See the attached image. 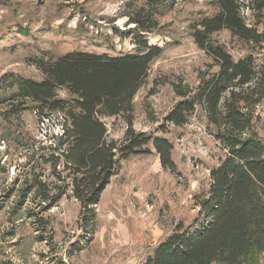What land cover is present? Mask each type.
Segmentation results:
<instances>
[{
    "label": "rangeland",
    "instance_id": "374dc122",
    "mask_svg": "<svg viewBox=\"0 0 264 264\" xmlns=\"http://www.w3.org/2000/svg\"><path fill=\"white\" fill-rule=\"evenodd\" d=\"M215 11L214 0H0V264H138L176 225L193 222L198 215L194 196L207 191L209 169L222 151L199 109L182 126L164 124L163 117L178 99L169 82L194 87L199 71L211 63L193 42L189 26ZM242 13L252 22L248 9ZM136 14L154 25L146 34L148 43L163 51L133 98V128L173 144L174 170L163 168L154 151L122 161L95 208L93 230L80 224L79 204L72 197L29 217L35 208L31 196L19 205L25 154L34 141L48 144L50 134L59 133L60 118L42 124L30 107L2 115L6 100L17 92V80L42 79L36 59L54 60L73 50L134 51L127 33L134 25L127 22ZM257 28L264 31V19ZM213 38L234 59L251 53L256 63L264 62V42L245 43L226 30ZM58 94L67 96L64 89ZM110 119L108 137L121 139L124 121ZM253 131L264 141V101L255 109ZM254 260L262 264V253Z\"/></svg>",
    "mask_w": 264,
    "mask_h": 264
},
{
    "label": "trees",
    "instance_id": "16d2710c",
    "mask_svg": "<svg viewBox=\"0 0 264 264\" xmlns=\"http://www.w3.org/2000/svg\"><path fill=\"white\" fill-rule=\"evenodd\" d=\"M214 5V14L189 26L193 42L211 63L199 71L194 87L169 82L178 99L163 122L182 126L199 109L222 155L209 169L207 191L194 196L196 218L188 226L176 225L142 264H255V253H262L264 264V141L253 131L255 109L264 101V62L256 63L251 53L234 59L213 38L226 30L242 42L263 43L257 24L264 19V0H214ZM149 21L138 14L128 19L127 25H134L127 32L136 46L132 52L73 50L54 60L39 58L34 63L42 79L17 80V92L6 100L2 115L30 107L42 124L60 118L59 133H51L48 144L34 141L25 154L19 205L31 196L37 211L32 208L29 217L72 197L79 204L80 224L93 230L95 208L122 161L154 151L163 168L174 170L173 144L133 128V98L163 51L148 43L146 34L154 27L147 26ZM59 89L67 96L60 97ZM115 117L125 123L121 139L108 137L107 119Z\"/></svg>",
    "mask_w": 264,
    "mask_h": 264
},
{
    "label": "built area",
    "instance_id": "2783aa9c",
    "mask_svg": "<svg viewBox=\"0 0 264 264\" xmlns=\"http://www.w3.org/2000/svg\"><path fill=\"white\" fill-rule=\"evenodd\" d=\"M142 261H143V259L140 260L138 264H142ZM124 264H132V263H128V262H126V263H124Z\"/></svg>",
    "mask_w": 264,
    "mask_h": 264
},
{
    "label": "water",
    "instance_id": "95a60500",
    "mask_svg": "<svg viewBox=\"0 0 264 264\" xmlns=\"http://www.w3.org/2000/svg\"><path fill=\"white\" fill-rule=\"evenodd\" d=\"M110 121H111V119H110V118H108V119H107V122H110Z\"/></svg>",
    "mask_w": 264,
    "mask_h": 264
}]
</instances>
